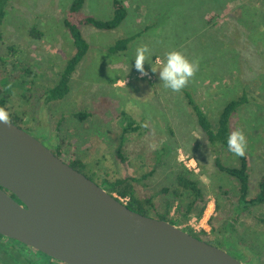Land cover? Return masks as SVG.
Returning <instances> with one entry per match:
<instances>
[{
    "label": "rangeland",
    "instance_id": "rangeland-1",
    "mask_svg": "<svg viewBox=\"0 0 264 264\" xmlns=\"http://www.w3.org/2000/svg\"><path fill=\"white\" fill-rule=\"evenodd\" d=\"M71 1L8 0L4 6L0 96L11 120L18 117V126L49 150L58 146L62 161L82 162L81 173L99 186L102 179L152 171L144 186L135 184L138 197L169 185L176 164L190 159L191 178L197 181L205 205L209 200L219 205L210 216L216 230L211 232L208 223V239L236 259L245 253L250 258L242 260L244 264H264V203L237 217L236 243L221 231L232 217L236 183L213 166L210 148L184 96L188 92L211 123L236 94L244 92L249 98L231 116L229 130H242L247 137V196L255 194L264 170V21L252 19L246 11L248 6L263 10L264 0H122L126 14L117 27H79L87 51L70 75L67 94L45 102L44 91L54 84L73 51L62 24ZM111 1L84 0L79 13L107 20ZM31 27L40 31L39 39L30 36ZM125 37L131 38L124 52H108L110 45ZM141 45L151 49L144 65L149 77H141L135 69L136 49ZM172 50L190 61L199 60V71L181 92L165 88L159 79V68ZM152 66L157 72L151 71ZM76 112L88 115L76 119ZM128 120L137 129L121 143L120 129ZM218 151L222 164H237L238 156ZM117 152L124 157V169Z\"/></svg>",
    "mask_w": 264,
    "mask_h": 264
},
{
    "label": "water",
    "instance_id": "water-1",
    "mask_svg": "<svg viewBox=\"0 0 264 264\" xmlns=\"http://www.w3.org/2000/svg\"><path fill=\"white\" fill-rule=\"evenodd\" d=\"M0 235L64 264H244L174 223L130 210L3 122Z\"/></svg>",
    "mask_w": 264,
    "mask_h": 264
},
{
    "label": "trees",
    "instance_id": "trees-1",
    "mask_svg": "<svg viewBox=\"0 0 264 264\" xmlns=\"http://www.w3.org/2000/svg\"><path fill=\"white\" fill-rule=\"evenodd\" d=\"M7 1L8 0H0V22L4 13L3 9ZM83 2L84 0H72L65 12V17L62 20V24L68 32L69 37L71 38L73 51L65 60L60 71H58L54 84L48 86L44 91L43 100L45 102L51 100H60L67 94L70 75L87 51V43L83 39L79 27L81 25L87 24L99 30H111L118 26V24L123 20L126 14V10L122 3V0H112L111 17L107 20H99L92 16L79 13ZM261 4L264 5V3ZM248 9L249 11H246L248 12L246 15L249 14V17H251L252 19L254 17H257V20L264 21V9L260 10V8H256L253 6H248ZM29 34L34 39H39L41 37L40 31H38V29H36L35 27H31L29 29ZM130 38L131 37L117 39L112 45L108 47V52H124ZM8 53L11 54L9 51ZM1 61H3V59H1ZM236 95L237 96H235V98H232L225 102V104L218 112L215 123H211L209 119L204 115L197 102H195L194 98L188 92H184L186 104L190 108L191 112L195 115V119L200 132L208 147L210 148L213 158V166L219 172H222L234 179L236 183V197L235 203L232 205V217H230L228 221L224 222L223 226L221 227L222 232L227 231L229 233L230 236L228 238H232L233 243H236V232L234 225L237 221V217H239L241 214L248 215L249 209L251 207L264 203V170L259 176L255 194L248 197V160L246 155L244 157H238L237 164L234 166L224 165L218 158L217 153L219 152L218 150L220 148L224 149L225 151H229L227 147V138L230 134L229 120L231 116L236 112L238 107L246 104L249 101V98L244 95V92H240ZM4 106L5 99L0 96V107ZM87 115L88 114L86 112L73 113V117H75L76 119H83ZM13 118L15 119V121L11 120V123L18 126V117L14 116ZM136 129L137 125H135L132 120H128L125 125L121 126L119 133L121 143L123 142V138L128 135V132H132ZM169 134H172L171 131H169ZM50 151L54 155L60 157L58 146H55V148ZM116 157L123 169L126 168L124 157L120 156L118 152L116 153ZM64 162H66L73 169L79 172L82 171L83 163L79 160L67 159ZM151 174L152 171H147L136 177L128 174H123L122 176L116 177L113 180L102 179L100 181V186L103 187V189H105L109 194H114L115 198L127 197L128 200L126 201L125 206L130 210L143 215H150L149 212H152V217L166 220L170 223L176 224L177 226L185 223L191 216H195L197 218L201 216L205 207L206 200L200 188L197 186V181L191 178V171L187 170L181 163H177L176 169L172 174V179L169 185L162 186L149 195L142 197L136 196L135 184H141L142 186H144L143 180ZM220 192L223 195L226 194L224 190H220ZM184 198H186L185 202H183ZM218 206L219 205L215 204L214 207L218 208ZM211 219L212 217L208 219V223H210V231L214 232L216 229L211 226ZM182 229L196 238L201 239V237H204V241L209 244H212V242L214 241L208 239V234H206L204 231L196 233L187 226L182 227ZM229 241H231V239H229ZM16 246H11L15 250L14 253H12L10 250H8L7 246H5L3 242L1 243L0 250L9 254L10 256L12 255L13 259L15 260V264H36V262L29 256H27L26 252L23 251L21 245ZM0 264L6 263L0 259ZM44 264L53 263L49 261Z\"/></svg>",
    "mask_w": 264,
    "mask_h": 264
},
{
    "label": "clouds",
    "instance_id": "clouds-1",
    "mask_svg": "<svg viewBox=\"0 0 264 264\" xmlns=\"http://www.w3.org/2000/svg\"><path fill=\"white\" fill-rule=\"evenodd\" d=\"M151 57V49L148 45L138 46L135 55V69L141 77L147 76L145 63ZM160 64V61H157ZM153 73L157 72L156 67H151ZM199 71V60H189L182 52L172 50L166 53V59L159 68V79L163 82V86L171 89L173 92H181L189 83V81ZM0 122L11 125V117L8 111L0 107ZM147 125H145L146 127ZM248 146L247 137L242 130L232 131L227 138V147L230 152L238 157L246 155Z\"/></svg>",
    "mask_w": 264,
    "mask_h": 264
},
{
    "label": "flooded vegetation",
    "instance_id": "flooded-vegetation-1",
    "mask_svg": "<svg viewBox=\"0 0 264 264\" xmlns=\"http://www.w3.org/2000/svg\"><path fill=\"white\" fill-rule=\"evenodd\" d=\"M3 108L6 109V107L4 106ZM13 197V196H12ZM15 199V198H14ZM16 200V199H15ZM17 201V200H16ZM204 237H201L202 240H205ZM223 240H228L226 238H222ZM5 244V246H7L8 250H10L12 253H14V249L11 246H16V245H21V247L23 248V251L26 252L27 256H29L31 259H33L36 264H44L46 262H52L53 264H64L61 261H58L36 249H33L32 247H29L23 243H20L14 239L11 238H7L4 237L2 235H0V246L1 243ZM17 247V246H16ZM12 248V249H11ZM249 256H247L245 253H243L240 257H239V261H247L249 260ZM0 259L3 260L6 264H15V260L13 259L12 255L10 256L9 254L3 252L0 250Z\"/></svg>",
    "mask_w": 264,
    "mask_h": 264
},
{
    "label": "built area",
    "instance_id": "built-area-1",
    "mask_svg": "<svg viewBox=\"0 0 264 264\" xmlns=\"http://www.w3.org/2000/svg\"><path fill=\"white\" fill-rule=\"evenodd\" d=\"M147 77H149V75H147ZM181 160L185 168H187V170H193L194 164L189 163L190 159L187 161V163L183 159ZM116 198L123 204H125L126 201L128 200L127 197H116ZM213 210H214V202L213 200H209L205 205L201 216L199 218L195 216H191L188 219L187 223H185L184 225L189 227L193 232L204 231L205 233H207L209 228L208 219L211 216Z\"/></svg>",
    "mask_w": 264,
    "mask_h": 264
}]
</instances>
